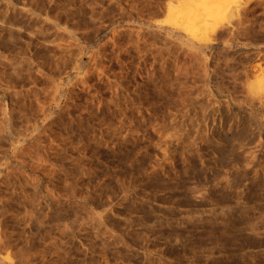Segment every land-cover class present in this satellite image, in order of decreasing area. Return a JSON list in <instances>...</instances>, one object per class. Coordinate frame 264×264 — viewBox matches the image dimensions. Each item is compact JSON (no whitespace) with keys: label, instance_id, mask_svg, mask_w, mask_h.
Listing matches in <instances>:
<instances>
[{"label":"rangeland","instance_id":"1","mask_svg":"<svg viewBox=\"0 0 264 264\" xmlns=\"http://www.w3.org/2000/svg\"><path fill=\"white\" fill-rule=\"evenodd\" d=\"M0 264H264V0H0Z\"/></svg>","mask_w":264,"mask_h":264},{"label":"bare ground","instance_id":"2","mask_svg":"<svg viewBox=\"0 0 264 264\" xmlns=\"http://www.w3.org/2000/svg\"><path fill=\"white\" fill-rule=\"evenodd\" d=\"M170 12V11H169ZM161 24V23H160ZM163 26H165L166 28H174L175 26L169 21H166L165 23H163ZM181 30V29H180ZM183 32V31H182Z\"/></svg>","mask_w":264,"mask_h":264}]
</instances>
